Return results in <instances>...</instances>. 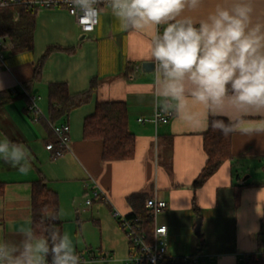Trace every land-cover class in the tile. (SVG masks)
Wrapping results in <instances>:
<instances>
[{"label":"crops","instance_id":"0c3cea01","mask_svg":"<svg viewBox=\"0 0 264 264\" xmlns=\"http://www.w3.org/2000/svg\"><path fill=\"white\" fill-rule=\"evenodd\" d=\"M217 3L228 5L231 0H204L196 12L186 14L205 18ZM98 7V22L86 34L67 10L39 8L32 48L13 53L4 48L6 68L0 69V92L29 81L48 47L60 50L46 58L40 82L31 92L37 96L41 116L28 110L26 98L0 107V140L6 137L29 151L26 173L0 159V241L19 243L22 231L31 228V184L43 177L58 197L61 233L70 235L77 254L97 257L84 264H125L133 249L114 212L131 214L136 196L166 202L157 223L167 227L165 241L171 258L202 254L208 259L197 263L237 264L245 255L264 252V132H232L231 158L203 184L194 185L207 160L203 139L209 119L235 120L239 113L225 105L219 114H212L205 106L192 104L189 118H183L174 104L166 107L154 69L143 68L151 62L147 59L151 29L125 28L107 3ZM253 7V22L264 23V0H253ZM69 49L74 50L64 51ZM93 79L96 91L89 102L55 123L69 124V149L53 157L45 149L52 137L46 85L63 82L69 94L76 95L86 92ZM98 102L126 105L128 128L135 138L131 158L103 161L101 140L83 139V121ZM155 104L172 113L156 127ZM262 118L245 116L246 120ZM240 174H246L244 179ZM91 188L105 192L106 199L87 205ZM197 218L200 236L194 232Z\"/></svg>","mask_w":264,"mask_h":264},{"label":"clouds","instance_id":"9594fccd","mask_svg":"<svg viewBox=\"0 0 264 264\" xmlns=\"http://www.w3.org/2000/svg\"><path fill=\"white\" fill-rule=\"evenodd\" d=\"M105 2L125 28L151 29L147 59L166 107L174 104L178 115L189 118L192 104L212 114L228 105L239 117H229L227 124L213 121L214 130L225 136L264 132V118L245 119L264 117V23L253 22V0L217 3L202 19L186 13L196 12L204 0H66L86 22L98 18V5ZM0 159L20 173L28 171L29 151L23 144L0 140ZM0 264H81V257L68 233L28 228L19 243L0 241Z\"/></svg>","mask_w":264,"mask_h":264},{"label":"trees","instance_id":"16d2710c","mask_svg":"<svg viewBox=\"0 0 264 264\" xmlns=\"http://www.w3.org/2000/svg\"><path fill=\"white\" fill-rule=\"evenodd\" d=\"M36 8L14 4L0 8V38L4 41V48L10 53L27 51L32 48L33 30L35 26ZM17 14V18L15 15ZM57 47H48L37 62L32 78L13 90L0 92V107L18 98L29 99L26 93H31L40 82L41 70L46 58ZM74 49L64 50L72 53ZM96 91V81L90 82L89 89L81 94H69L67 85L63 82H54L46 85V110L49 122L52 124L63 122L68 114L75 108L89 102L91 95ZM29 110V109H28ZM29 112V111H28ZM33 113V112H32ZM34 115V113H33ZM229 121L225 118H210L208 130L204 134L203 149L207 155L204 167L194 180V185L203 184L227 159L231 158L230 138L222 132L214 130L213 121ZM52 137L50 142L54 148L59 143L50 129ZM83 139H99L102 142L101 159L126 160L133 156L135 138L128 128V113L124 102H98L94 113L83 121ZM137 206L134 211L126 215L128 218H140L144 229L152 235L153 222L148 211L144 208V200L136 196ZM59 204L57 194L51 190L43 177H39L31 184V228L43 234L53 227L61 232V220L58 216ZM57 216L52 222L47 217ZM195 255V254H193ZM50 259V258H49ZM161 264H190L181 261V258L172 261L171 257L165 258ZM237 264H264V252L249 254L241 258Z\"/></svg>","mask_w":264,"mask_h":264},{"label":"built area","instance_id":"2783aa9c","mask_svg":"<svg viewBox=\"0 0 264 264\" xmlns=\"http://www.w3.org/2000/svg\"><path fill=\"white\" fill-rule=\"evenodd\" d=\"M106 3V2H105ZM20 4L29 8H63L68 11L75 19L77 26L83 34L91 32L98 22V18L93 19L90 22H86L81 19V13L74 9L66 0H0V8L9 5ZM17 18V14L15 15ZM6 68L4 62V41L0 38V69ZM21 87V86H20ZM29 104V111L33 112L37 116H41L42 113L37 106V96L33 93H26ZM172 113L163 107L155 104L153 110L152 121L156 127L159 123L167 122ZM52 131L56 136L59 143L58 148H54L51 142L45 144V149L52 153L53 157L60 156L64 151L69 149V131L70 127L67 122L61 124H52ZM90 197L85 200L87 205H90L94 199H106L105 192L100 189L91 188ZM165 201L157 199L154 196L148 197L144 200V208L148 211L149 217L153 222L152 235L147 233L144 229L142 220L140 218L132 219L127 216L117 214L114 215L118 218L120 226L124 229L126 237L131 245L133 251L129 253L125 260V264H161L162 261L167 258V244L165 237L167 234V227L157 223V216L166 208ZM81 257V264H84L88 259L94 260L97 257L90 256L85 257L78 254ZM208 259L207 255L195 254L188 257L181 258L184 263L195 264L198 261L205 262ZM103 262H106V258H101ZM172 261L177 258H171Z\"/></svg>","mask_w":264,"mask_h":264},{"label":"water","instance_id":"95a60500","mask_svg":"<svg viewBox=\"0 0 264 264\" xmlns=\"http://www.w3.org/2000/svg\"><path fill=\"white\" fill-rule=\"evenodd\" d=\"M143 68L147 69V70H153L154 66H153L152 62H147V63L143 64ZM34 93H36V91H34ZM200 223H201L200 218H197L196 226L194 229V232L197 236H200Z\"/></svg>","mask_w":264,"mask_h":264},{"label":"rangeland","instance_id":"374dc122","mask_svg":"<svg viewBox=\"0 0 264 264\" xmlns=\"http://www.w3.org/2000/svg\"><path fill=\"white\" fill-rule=\"evenodd\" d=\"M239 176L241 177V179H244V177L246 176V174H244V175L243 174H240ZM252 179H253V177L252 178H247L246 181L251 182ZM195 264H201V263H195Z\"/></svg>","mask_w":264,"mask_h":264}]
</instances>
